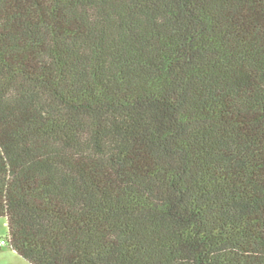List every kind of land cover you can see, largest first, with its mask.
Segmentation results:
<instances>
[{"label":"trees","instance_id":"1","mask_svg":"<svg viewBox=\"0 0 264 264\" xmlns=\"http://www.w3.org/2000/svg\"><path fill=\"white\" fill-rule=\"evenodd\" d=\"M0 218L29 264H264V0H0Z\"/></svg>","mask_w":264,"mask_h":264},{"label":"rangeland","instance_id":"2","mask_svg":"<svg viewBox=\"0 0 264 264\" xmlns=\"http://www.w3.org/2000/svg\"><path fill=\"white\" fill-rule=\"evenodd\" d=\"M8 227L6 219L0 218V241L7 240ZM0 264H29L18 256L10 247L0 248Z\"/></svg>","mask_w":264,"mask_h":264},{"label":"built area","instance_id":"3","mask_svg":"<svg viewBox=\"0 0 264 264\" xmlns=\"http://www.w3.org/2000/svg\"><path fill=\"white\" fill-rule=\"evenodd\" d=\"M8 246H9V241L8 240H1L0 241V248L8 247Z\"/></svg>","mask_w":264,"mask_h":264}]
</instances>
